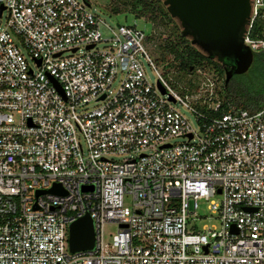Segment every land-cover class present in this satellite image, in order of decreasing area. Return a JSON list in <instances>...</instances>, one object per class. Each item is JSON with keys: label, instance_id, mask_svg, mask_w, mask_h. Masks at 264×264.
Returning <instances> with one entry per match:
<instances>
[{"label": "built area", "instance_id": "1", "mask_svg": "<svg viewBox=\"0 0 264 264\" xmlns=\"http://www.w3.org/2000/svg\"><path fill=\"white\" fill-rule=\"evenodd\" d=\"M2 7L0 264H264V108L225 109L213 66L174 80L90 0ZM244 45L264 51V0ZM86 215L94 249L71 253Z\"/></svg>", "mask_w": 264, "mask_h": 264}, {"label": "water", "instance_id": "2", "mask_svg": "<svg viewBox=\"0 0 264 264\" xmlns=\"http://www.w3.org/2000/svg\"><path fill=\"white\" fill-rule=\"evenodd\" d=\"M164 5L194 47L209 56L234 62L231 70L226 71V83L251 68L254 53L244 45V35L252 0H164ZM3 10L2 7L0 16ZM58 190L55 187L48 193ZM69 242L71 253L94 249L95 230L90 215L71 225Z\"/></svg>", "mask_w": 264, "mask_h": 264}, {"label": "trees", "instance_id": "3", "mask_svg": "<svg viewBox=\"0 0 264 264\" xmlns=\"http://www.w3.org/2000/svg\"><path fill=\"white\" fill-rule=\"evenodd\" d=\"M109 12L112 15L127 14L136 19H144L155 28H164L168 37L160 40L149 34L147 40L149 49L153 55L154 48L158 57L155 58L158 66L163 67L166 75L174 80H181L196 72L197 69H206L213 66L223 83L224 108L236 106L251 114L257 113L264 108V91L259 88L250 90L244 85H236L231 80L226 83V72L221 63L214 57L201 52L192 45L191 39L186 37L179 23L171 17L164 0H112ZM162 36V34H160ZM160 36V37H161ZM156 42V45H155Z\"/></svg>", "mask_w": 264, "mask_h": 264}, {"label": "rangeland", "instance_id": "4", "mask_svg": "<svg viewBox=\"0 0 264 264\" xmlns=\"http://www.w3.org/2000/svg\"><path fill=\"white\" fill-rule=\"evenodd\" d=\"M93 6V10L100 15L103 19H105L107 22H109L112 25H128L133 26L136 25L139 29L143 30L147 34L154 33L155 38H159V40H156L157 43L160 42V40L168 37L169 34L165 33L167 31H164V28H155L153 30L152 25L145 21L144 19H136L132 15L127 14H119V15H112L109 12L110 4L112 0H90ZM176 20V19H175ZM178 23L179 21L176 20ZM180 25V23H179ZM162 34V36L160 35ZM161 36V37H160ZM156 45V42H155ZM154 48V49H153ZM152 49L154 50L153 55L150 52V55L156 65L157 62L155 61V58L158 57L157 52H155L156 46H152ZM146 72L148 76L152 79V81L156 80V75L154 74V71L151 67H149L147 64H145ZM160 68L163 70V67L160 66ZM234 82V87L236 85H244L248 87L250 90H255L259 88L261 91H264V51H258L254 53V62L251 66V68L243 75H237L232 78ZM190 117V116H189ZM177 142H183V140H177ZM130 156L124 155L119 157H113L114 161L117 162H124L128 160ZM126 205L130 203L129 198H126ZM200 209L199 213L203 217L201 221H199L200 227L204 226H215L219 227L220 223L217 220H213L211 213L209 211V205L210 203L206 200H200L199 201ZM119 227L116 224H108L104 227V234H105V241L106 243H110L112 240V237L117 233Z\"/></svg>", "mask_w": 264, "mask_h": 264}, {"label": "flooded vegetation", "instance_id": "5", "mask_svg": "<svg viewBox=\"0 0 264 264\" xmlns=\"http://www.w3.org/2000/svg\"><path fill=\"white\" fill-rule=\"evenodd\" d=\"M201 51V50H200ZM202 52V51H201ZM205 54V53H204ZM215 61H217L218 63H221L225 69V72L228 71V70H231V68L233 67V61L232 60H222V59H219L217 57H214ZM226 76V74H225ZM234 78V77H233ZM232 80V79H231Z\"/></svg>", "mask_w": 264, "mask_h": 264}]
</instances>
